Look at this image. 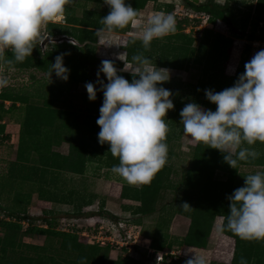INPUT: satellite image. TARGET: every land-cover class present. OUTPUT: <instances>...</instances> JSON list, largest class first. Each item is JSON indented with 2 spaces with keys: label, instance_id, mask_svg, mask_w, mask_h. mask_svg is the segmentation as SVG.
Listing matches in <instances>:
<instances>
[{
  "label": "rangeland",
  "instance_id": "1",
  "mask_svg": "<svg viewBox=\"0 0 264 264\" xmlns=\"http://www.w3.org/2000/svg\"><path fill=\"white\" fill-rule=\"evenodd\" d=\"M184 1L156 0V2H149L142 9L143 11H138L139 16L136 18L135 23H129L124 28L105 33L103 36H97L95 44L91 46L93 47L92 55H94V61L91 66L92 72H90L87 80V82H93L97 87L95 101L88 99L85 88L87 82L71 86L69 88L71 91L67 93V82L57 78L55 73H52L49 78L50 67L48 69V65L26 67L24 65L27 63V58L22 63L13 60L12 65L0 62V76L7 77L9 81L7 86L0 88V91L4 89L18 92L29 99L26 104L16 103L14 108H12L11 102L0 101V104L4 106V110H0V221H10V223H18L20 225L15 230L0 227V250H2L4 245L6 246L5 253L0 252V264H3V259H5L6 263L13 264L20 260L21 257L41 260L51 257L52 262H49V264H71L70 260L76 261L77 254L69 255L64 251L60 247V238L38 233H27L26 230L29 226L45 227L43 218L48 219L51 217L54 229L68 233L78 232L77 242L79 243H96L93 236L96 235L100 239L104 230L98 229L95 232L92 228L90 231L88 227H93L95 223L101 220V226L105 228L110 217L107 216L109 212H106L107 214L103 218L97 217L94 213L105 212V210L108 211V208L118 205L121 202L119 194L121 195L123 186L126 185L136 190L138 189V185L127 183L111 171L113 164L118 163V158L113 157L109 152L108 144H99V149L95 151L94 144L89 138V133L93 130L95 135L98 136L97 134L100 131L96 121L100 115L99 108L103 101L100 97L101 90H99L97 82V71L101 66V61L105 59L111 60L118 72L136 74L135 64L125 59V45L130 37L140 39L141 28L152 14L157 12L171 13L176 21L187 19V22L182 25L184 27L183 32L194 37V41L191 44L193 48H197L200 32L204 29H210L213 32L222 34L224 37L230 38L232 45L227 50L228 58L226 62L221 63L223 74L227 76L234 74L246 45H251V49L246 54V62L264 47L260 44L261 42L257 46V44H253L254 42L250 43L245 38L232 36L225 24L219 20L214 24L207 22L206 16L198 15L189 10ZM189 1L199 4L207 0ZM213 1L223 4L226 0ZM227 1H229V7L237 21L241 17L248 16V20L251 22L256 0ZM169 6H172V11L167 12ZM92 10L101 13L102 17L109 12V8L106 5L101 4L98 6L82 0H73L66 4L65 13L60 19L49 23L58 25L67 31H73L66 19L68 17L81 19L85 11ZM47 24L41 29V34L34 45L35 48L31 55L41 61L46 59L47 53H58L54 47L61 42L76 44L71 37L59 34L58 28L55 29L54 35H50L47 30ZM260 25L264 24L261 23ZM246 30H249V27H246ZM4 51L9 50L5 49ZM10 59H13V56ZM202 66L203 64L192 61L188 64L186 70L169 69L170 80L162 85L172 92L173 104L174 106L179 105L180 108L175 111V114L173 109L166 113L165 119L169 128L166 137L168 159L164 168L167 170V180L164 177L165 173H163L162 177L166 188L159 189L153 212L146 216H140V218H144V221L141 220V224L137 223V220L129 215L114 216L117 219L132 220L134 223L132 225L138 226L134 230L136 237L127 245L121 242V245L123 244L121 248L120 246L110 248V250L105 249L106 247L101 248L96 258L124 262L126 257H131L134 260L141 261L143 264H162L163 261L165 262L164 264H167L168 261L173 260L169 257L171 259L166 262L167 257H163V260L157 263L155 258L152 257L153 254H151L154 251L149 244H152L163 245L164 250L161 253H169L167 245L172 246L170 251L175 253L173 257L180 261L179 264H184L185 260L189 258L188 255H185L186 250L206 257L208 264H231L235 256V241L233 238L221 233L223 221L221 216L215 218L208 240L209 244L204 250L203 248H188L183 245L182 240L188 227L186 229L183 228L184 226H180L182 232L177 229H172V234L169 232L167 235L166 232L167 230L170 231L171 227V225L168 226V222L174 214L178 213L177 211L181 206L178 201H180L185 191L183 185L184 176L195 160L194 148L196 144L192 143L189 137L184 134L183 125L180 124L181 117L179 113L188 102H195L206 110L204 93L205 90H208V79L202 72ZM218 74L220 73L218 72ZM46 101L51 102L48 105ZM178 103H183L181 104L183 106ZM28 104L41 109L49 108L55 111L52 127L43 125L37 130H32L35 134L33 135L34 138H30L31 129L21 132L23 126L25 130L27 125H29L26 120V105ZM210 104L211 109L216 108V105ZM172 113L174 117L171 116ZM39 135L42 139H37L35 142L37 147H40V156L43 155V157L40 158L39 154L31 150L20 156L19 147L31 145L29 139H35ZM43 140L48 141V152L50 154H59L61 157H67L68 154L71 155V151L74 148L80 147L83 149L87 147L89 151L86 155L92 161L86 163L82 174L74 176H66L65 167L67 160L61 161L60 156L58 161H61V168L57 170L49 169L47 166L49 161L46 162L42 159L44 155L48 158V152H44L46 144L42 142ZM97 145L95 144V146ZM250 147L254 148L258 156L253 160V164L246 162L247 164L240 163L237 166L232 192L244 185L245 176L257 171L264 172V143L257 142ZM111 159L113 160L112 166L108 164V162H112ZM222 168H226L227 171L221 170ZM229 169L230 167L227 168L226 165H223L214 172V178L219 181H226L230 176ZM51 198L52 200L60 201L62 205L66 203L67 205L56 208L52 205L56 204L55 201L48 200ZM106 205H108L107 209ZM165 209L168 213L161 212ZM77 212L79 215L76 214ZM11 213L19 217L28 216L35 219V221L30 222L29 219L25 221L13 220L8 217ZM91 214H93L92 218L89 217ZM114 241L116 240L112 239L113 243H115ZM9 242L11 243L9 244ZM103 242V245H107L105 241ZM148 246L149 250L147 249ZM98 261H101V259H98ZM95 263L92 258L88 264ZM45 264H48V262H45ZM250 264H254V259L250 260Z\"/></svg>",
  "mask_w": 264,
  "mask_h": 264
},
{
  "label": "clouds",
  "instance_id": "2",
  "mask_svg": "<svg viewBox=\"0 0 264 264\" xmlns=\"http://www.w3.org/2000/svg\"><path fill=\"white\" fill-rule=\"evenodd\" d=\"M70 2L0 0V53L7 49L13 54V59L0 55V62L12 65L13 60L22 63L31 56L41 29L60 19ZM102 4L108 6L109 12L101 18L102 27L96 29L97 36L135 23L139 16L138 10L126 0H102ZM175 31L174 15L157 12L142 26L139 38L142 47L148 50L154 39H162ZM64 55H57L50 64L49 78L55 73L65 82L69 79L70 70L64 66ZM132 61L136 74L131 82L118 75L111 60L101 61L97 82L103 101L96 123L100 128L98 142L108 144L109 152L119 160L111 171L127 183L139 186L149 184L167 163L169 128L165 117L174 104L172 92L162 86L170 80V70L157 67L143 54L134 55ZM101 73L107 78L106 84L100 79ZM8 82L7 77L0 76V88ZM85 88L88 99L95 101L96 85L87 82ZM204 94L216 109L205 110L195 102L186 103L179 113L184 134L194 144L221 152L233 169L241 162L256 159L258 153L250 146L264 143V48L245 63L244 72L233 86L219 92L205 90ZM226 198L229 212L221 218L224 221L221 231H230L242 240L264 241V172L245 176L244 185ZM188 207L187 203L182 205V208ZM185 255L189 258L184 264H208L204 256L187 250ZM240 264L248 262L241 258Z\"/></svg>",
  "mask_w": 264,
  "mask_h": 264
},
{
  "label": "trees",
  "instance_id": "3",
  "mask_svg": "<svg viewBox=\"0 0 264 264\" xmlns=\"http://www.w3.org/2000/svg\"><path fill=\"white\" fill-rule=\"evenodd\" d=\"M82 1L97 4L98 6L102 4V0ZM148 2H156V0H126V3L130 4L138 11L142 10ZM184 4L194 13L206 16L207 22L211 24H214L217 20L221 21L225 24L228 32L234 37L245 38L250 43L264 42V25H260L261 23L264 24V0H256L251 22H249L248 16L241 17L237 21L231 11V8L229 7V1L227 0L223 4L216 3L213 0H207L199 4L185 0ZM170 11H172V6H169L167 9V12ZM101 18V13H98L94 10L85 11L81 19H73L68 17L66 22L73 28V31H67L58 25L48 23L47 30L50 35H54L55 29L58 28L59 34L71 37L76 44L72 45L61 42L54 47L58 53H47V60L44 59L43 61L36 58L35 56H29L27 57V63H25L24 66L35 67L38 65L39 67L48 65L47 68L49 69L50 64L54 63L55 57L63 53L65 54L63 57L64 66L70 70L69 79L66 81L67 93L71 91L69 90L71 86H74L78 83L87 82L90 72H92L91 66L93 65L94 61V55H92L93 47L91 46L96 42V29L102 27ZM186 22L187 19L176 21L175 33L170 34L162 39H154L151 42V46L148 50H145L142 47L140 39L130 37L124 49L126 53L125 59L130 63H134L132 61V57L136 54H143L144 56L149 57L154 65L156 64L159 67L173 70H186L188 64L193 61L195 63L203 64L202 72L207 76L208 90L210 89L219 92L225 88L233 86L239 74L244 72L246 54L251 49V45L248 44L244 47L239 65L236 68L234 74L232 76L224 75L221 63L226 62L228 58L227 50L231 47L232 40L230 38L224 37L220 33L213 32L210 29H204L200 32L197 48H193L191 47V44L194 41V37L183 32L184 27L182 25ZM246 27H249V30H246ZM0 55H3V57H6V59H10L13 56L11 51H4L3 53H0ZM218 72L220 74H218ZM118 75H122L129 82H131L134 78L133 76H135V74L122 72H118ZM135 78L138 79V77ZM100 79L103 80L105 84L107 83V78L104 77L103 74L101 75ZM100 97L103 100L102 91L100 93ZM204 99L206 110L215 111L216 108H210L211 104L206 99L205 94ZM28 100L29 99L25 98L24 95L18 92L4 89L0 91V101L11 102L12 108L15 107L16 103L26 104ZM50 102L51 101H46V104L49 105ZM178 104L181 105L183 103ZM179 108V105H175L173 108V113L175 114V111H178ZM0 110H4V106L2 104H0ZM26 113V120L29 125H27V129L25 128V130L23 126L21 132L27 131L29 129H31V131L37 130L40 126L43 127V125L52 127L54 123L53 121L55 111L52 109H41L35 107L34 105L28 104L26 105ZM173 113L171 116L174 117ZM33 135L35 134L32 131L30 138H34ZM89 138L94 144V150H98L100 143L97 140L98 136L95 135V131H90ZM37 139L42 138H40L39 135L35 139H29L31 145H24V149L23 147H19L20 149H18V151L20 156L25 154V152L28 150L35 151L40 156V147H37V143L35 142ZM42 142L46 144V147H44V152L47 153L48 141L43 140ZM95 144L98 145L95 146ZM194 150L195 160L184 176L183 185L185 191L183 196H181L180 201H178L181 206L179 207L177 211L178 213L176 214H180L189 220L187 233L182 240L183 245L205 249L208 246V240L215 218L218 216L224 217L229 212V201L226 197L232 194V184L234 180L235 169L231 168L224 161L223 154L216 149L207 148V146L203 144H196ZM88 151L89 150L87 147H84L83 149L80 147L74 148V150L71 151L72 154H68L67 157H61L59 154H50L48 152L49 159L46 157V155H44V158L42 159H44L46 162L49 161L47 164L48 168L54 170L61 168V161L64 162L67 160L65 172L78 175L83 173L86 163L92 161L91 158L87 157L88 155H86ZM59 156L61 161H58ZM41 157H43V155H41L40 158ZM117 162V164H113L112 160V162H108V164L111 165L112 163L113 165H118V159ZM248 162L249 164L254 163L253 160H249ZM241 163L247 164L246 162ZM223 165H226L227 168L230 167V176L226 181L216 180L214 178V172ZM221 170L227 171L226 168H222ZM166 172V168L163 167L154 176L149 184L139 185L137 190L130 186H123L121 198H132L133 200L138 201L139 207L137 209V213L143 215L152 213L159 189L166 188L164 187V178H162L163 173H165L164 177L167 180ZM48 200L53 202L55 201V203L60 202L56 199L52 200V198ZM185 203H187L190 207L182 208V205ZM99 212L100 213L97 214L100 218H103L104 215L107 214L103 211ZM161 212L168 213L166 209ZM76 214L79 215L78 212ZM8 217L19 221H25L28 219L30 222L35 221V219L28 216L19 217L13 213L9 214ZM109 217L111 219L118 220L113 216ZM43 221L45 227H36L32 225L29 226L26 232L60 238V247L64 251H66L69 255L73 253L77 254L76 261L70 260L71 264H88L92 258L96 262L95 264H120V262L121 264H143L141 261L134 260L131 257H126L124 262L108 261L105 258H96V255L99 253L101 248L106 247L105 249L110 250V248H114V246L109 244L102 245L100 243H79L77 242V234H79L78 232L68 233L62 230L54 229L53 224L51 223V217L48 219L43 218ZM223 223L224 221H222V224ZM0 227H6L15 230L19 228L20 225L18 223H10V221H0ZM96 227H98V224ZM89 230L91 231V228ZM221 233L233 238L235 241V256L231 264H240L241 258L247 260L248 264H250L251 259H254V264H264V241L242 240L232 234L230 231H221ZM10 243L11 242H9V244ZM150 246L154 250L152 257H155V255L162 252L164 248L163 245L161 246L151 244ZM168 248H170L169 245ZM5 251L6 246L4 245L0 252L5 253ZM169 257H171L173 260L167 264H179L180 261L177 260V258L174 259V257L171 255ZM98 259H101V261L97 262ZM3 261L5 262V259H3ZM4 262L3 264H9ZM45 262H48L49 264V262H52V258L46 257L45 260H41L21 257L20 260H17V262H14L13 264H45ZM164 263L165 262L163 261L162 264Z\"/></svg>",
  "mask_w": 264,
  "mask_h": 264
},
{
  "label": "built area",
  "instance_id": "4",
  "mask_svg": "<svg viewBox=\"0 0 264 264\" xmlns=\"http://www.w3.org/2000/svg\"><path fill=\"white\" fill-rule=\"evenodd\" d=\"M260 42H254L253 44H257ZM262 46H264V42L260 43ZM264 48V47H263ZM98 224V227H96V225ZM134 224V223H133ZM92 228L95 232L100 229V230H104L103 231V236L100 237V239H98L95 236H93V239L95 240L96 243H100V244H104L103 241H105V244H109L111 246H114L117 248V246L123 247L122 243H125V245H127L128 243H130L136 236H135V228H138V226H133L131 220H127V219H121V220H112L109 219V221L107 222V225H105L102 227L101 226V220L98 221L97 223H95V225L93 227H88V229ZM102 239V240H101ZM112 239H115L116 241H114L115 243L112 242ZM102 244V245H103ZM124 245V246H125ZM150 246V244H149ZM149 246L147 247V249L149 250ZM153 250V249H152ZM154 251V250H153ZM149 252V251H148ZM154 253V252H153ZM151 253V254H153ZM175 256V253H173L172 251H170L169 253H158L154 258L157 261V263H160L163 260V257H167L166 262L169 258V256ZM170 262V261H168Z\"/></svg>",
  "mask_w": 264,
  "mask_h": 264
},
{
  "label": "crops",
  "instance_id": "5",
  "mask_svg": "<svg viewBox=\"0 0 264 264\" xmlns=\"http://www.w3.org/2000/svg\"><path fill=\"white\" fill-rule=\"evenodd\" d=\"M149 3V2H148ZM145 10V9H144ZM143 11V10H142ZM67 175L66 176H74L75 174H71V173H66ZM119 198H120V200H121V202L117 205H115L113 208H108L107 209V206L108 205H106V209L108 210V211H106L105 210V213L106 212H109V214L107 215V216H121V215H123V214H125V215H130V216H132L134 219H136L137 220V223H139V224H141V220L142 221H144L143 219L144 218H140V216H143V214H140V213H137V209H138V207H139V202L138 201H135V200H133L132 198H121V195L119 194ZM125 199H127V200H125ZM48 201V200H47ZM112 201V200H111ZM43 202H45V201H43ZM53 202V201H52ZM66 203V202H65ZM53 206H55L56 208H61V206H66L67 205V203L66 204H64V205H62V203L61 202H58V203H56V204H52ZM89 207H91V206H89ZM58 211H59V209H57ZM98 213H100V212H98ZM94 215H98L97 213H94ZM93 216V214H91V216H89V217H92ZM99 216V215H98ZM144 216H146V215H144ZM172 216V215H171ZM88 217V218H89ZM139 218V219H138ZM169 225H171V227H170V231L169 230H167L166 232H167V235L169 234V232H170V234H172L171 233V230L172 229H177L179 232H182L181 230H180V226H184L183 228H186L187 229V227L189 226V220L187 219V218H185V217H183L182 215H180V214H174L173 215V217L170 219V221L168 222V226ZM186 226V227H185ZM167 229H168V227H167ZM186 233L187 232H185L184 233V235H186ZM181 234V233H180ZM185 237V236H184ZM153 241V240H152ZM209 244V243H208ZM169 247L170 248H172V246H170L169 245ZM186 247H188V246H186ZM170 248H168V245H167V249H168V251H170L171 249ZM188 248H194V247H188ZM166 249V248H165ZM195 249H197V248H195ZM206 249V248H205ZM163 250H164V248H163ZM162 250V251H163ZM204 250V249H203Z\"/></svg>",
  "mask_w": 264,
  "mask_h": 264
},
{
  "label": "water",
  "instance_id": "6",
  "mask_svg": "<svg viewBox=\"0 0 264 264\" xmlns=\"http://www.w3.org/2000/svg\"><path fill=\"white\" fill-rule=\"evenodd\" d=\"M61 39H63V38H61ZM58 40H60V39H58Z\"/></svg>",
  "mask_w": 264,
  "mask_h": 264
}]
</instances>
